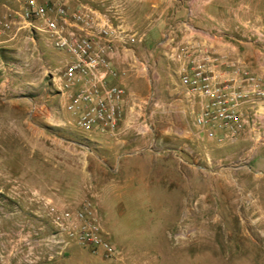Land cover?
Instances as JSON below:
<instances>
[{"label":"rangeland","instance_id":"rangeland-1","mask_svg":"<svg viewBox=\"0 0 264 264\" xmlns=\"http://www.w3.org/2000/svg\"><path fill=\"white\" fill-rule=\"evenodd\" d=\"M66 1L71 7L109 8L114 17L122 15L118 8L129 2ZM133 1L123 10L124 22L138 26L134 11L147 8L139 9ZM195 4L219 13L228 27L240 21L243 30L253 31L249 38L264 53V0H195ZM164 82L172 86L173 77L151 79L150 90L146 84L155 108L171 97L164 92ZM196 108L195 103L171 128L161 112L154 116L162 120L153 118L146 130L136 122L125 135L130 143L115 139L118 133L44 128L51 137L65 138L66 156L59 175L65 180L64 205L75 208L91 200L117 254L106 257L72 245L62 257L42 264H264V128L258 140L244 133L233 142L211 140L192 122ZM2 109L1 117L23 122L19 136L30 135L27 121L40 120L41 111L30 110L26 101L14 111ZM46 145L49 151L57 149L52 140ZM26 146L30 148L19 143V173L27 166L42 167L47 178H57L43 164L26 159ZM44 194L49 193L38 190L34 197L19 190L15 198L1 201L0 221H9L12 210L19 211L14 216H34L40 208L37 200Z\"/></svg>","mask_w":264,"mask_h":264},{"label":"crops","instance_id":"crops-1","mask_svg":"<svg viewBox=\"0 0 264 264\" xmlns=\"http://www.w3.org/2000/svg\"><path fill=\"white\" fill-rule=\"evenodd\" d=\"M128 4H121L118 9L122 15L117 17L109 12V8H94L112 22L122 21L141 36V40L130 48L117 47L112 62L119 73L107 79L109 83L123 85L126 90L124 117L118 135L114 137L121 143H130V138L125 135L131 123L157 119L160 116L154 114L161 112L171 128L177 125V120L183 121L197 102L188 95L179 80L181 70L187 66L186 56H177L182 48H188L189 54L195 58L217 56L219 60L212 65L217 71H227L229 64L241 63L264 77V53L252 44L249 37L253 31L243 30L240 21L228 27L219 13H210L208 7L195 4V0H140L139 5L138 0H134L137 8H147L143 12L134 11L137 15L135 22L141 23L137 26L124 22L123 10L128 8ZM2 14L8 15V12L1 9ZM8 19L11 29L0 35V193H4L0 204L15 198L18 191L25 187L35 191L47 190L49 194H44V197L60 208L65 204V180L59 176L62 175L60 172L63 173L61 164L66 156L65 138L51 137L44 128L47 125L75 128V115L65 108L68 96L65 91L56 89L59 86L58 76L49 74V68L57 67L68 54L54 50L42 35H38L35 42L30 39L27 28H18L21 23L18 16L10 13ZM172 77V86L164 82V92L171 96L170 99L159 104L160 108L153 107L150 94L145 92L146 84L151 79L169 80ZM148 88L151 89L150 84ZM21 101L29 103L30 110L41 111L40 120L26 122L25 126L30 128L29 136H19V125L23 122L1 117L2 108L14 111ZM256 119L261 130V127L264 128V102L258 104ZM244 134L251 137L249 132ZM50 140L55 142L56 151H49L46 144ZM19 143L30 146L29 149L26 146V159L43 164V169H50L57 178H47L46 173L41 171L42 167L27 166L25 172L19 173ZM36 147L39 150H35ZM27 220L28 217L21 215L11 217L9 221H0V245L8 241L17 222ZM5 261L17 264L8 257Z\"/></svg>","mask_w":264,"mask_h":264},{"label":"built area","instance_id":"built-area-1","mask_svg":"<svg viewBox=\"0 0 264 264\" xmlns=\"http://www.w3.org/2000/svg\"><path fill=\"white\" fill-rule=\"evenodd\" d=\"M1 9L18 16V28H27L34 42L42 35L54 50L68 54L58 69L49 68V74L58 76L56 89L68 96L65 108L75 115L74 126L85 133L115 135L124 117L126 90L107 81L108 76L119 73L112 57L118 46L130 48L141 36L122 21L112 22L84 4L71 7L66 0H0ZM8 15H0V35L11 29ZM189 52L182 48L177 56L187 58L179 80L197 101L192 111L194 126L206 138L219 142H233L244 132L258 140L262 131L257 127L256 111L264 102V77L241 63L217 71L212 67L219 60L217 56L195 58ZM139 125L146 130L150 122ZM21 190L36 197L35 190ZM37 201L39 211L26 216L27 221L17 222L8 241L0 245L1 262L8 257L17 264H42L62 257L72 245L106 257L117 254L91 200L75 208H59L42 196ZM17 212L9 211V215L14 217Z\"/></svg>","mask_w":264,"mask_h":264},{"label":"bare ground","instance_id":"bare-ground-1","mask_svg":"<svg viewBox=\"0 0 264 264\" xmlns=\"http://www.w3.org/2000/svg\"><path fill=\"white\" fill-rule=\"evenodd\" d=\"M189 210V209H188Z\"/></svg>","mask_w":264,"mask_h":264}]
</instances>
